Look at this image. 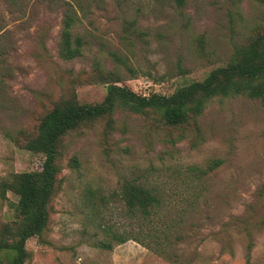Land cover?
<instances>
[{
    "label": "rangeland",
    "instance_id": "obj_1",
    "mask_svg": "<svg viewBox=\"0 0 264 264\" xmlns=\"http://www.w3.org/2000/svg\"><path fill=\"white\" fill-rule=\"evenodd\" d=\"M70 6L84 45L68 61ZM262 33L264 0H0V180L41 171L44 156L25 146L61 99L101 103L112 83L169 96ZM59 152L49 223L27 241L25 264H264V100L217 97L179 127L117 107L69 132ZM125 183L160 202L144 226L149 246L132 238L103 249L113 232H139ZM18 201L0 199V239Z\"/></svg>",
    "mask_w": 264,
    "mask_h": 264
},
{
    "label": "trees",
    "instance_id": "obj_2",
    "mask_svg": "<svg viewBox=\"0 0 264 264\" xmlns=\"http://www.w3.org/2000/svg\"><path fill=\"white\" fill-rule=\"evenodd\" d=\"M177 2L182 5L184 0ZM76 21L77 12L70 6L64 17L60 41V55L64 60H74L82 55L84 41L79 36L74 37L72 32ZM135 24L126 25L125 29L132 30ZM240 96L264 100V33L249 44L237 47L226 66L211 71L202 81L180 87L169 96L139 95L112 83L107 86V95L101 103L82 104L76 98L61 99L43 116L36 136L25 146L29 151L44 156L41 171L24 172L8 180H0V199L5 200L8 192L19 196L18 203L13 204L15 227L7 228V237L0 239V264H25L29 257L27 241L33 237L42 239L50 219L49 204L58 185L60 142L69 132L102 118H111L117 107L135 114L154 112L164 125L179 127L187 124L191 117L200 116L214 98ZM71 166H77L76 159L71 161ZM121 198L129 213L141 222L139 232L133 236L127 232H113L111 240L101 242L100 247L112 250V241L123 244L132 238L149 246L142 235L146 223L157 213L159 200L150 189L132 183L123 185ZM158 246L165 248L162 243Z\"/></svg>",
    "mask_w": 264,
    "mask_h": 264
}]
</instances>
